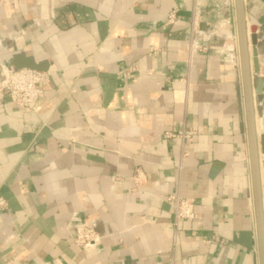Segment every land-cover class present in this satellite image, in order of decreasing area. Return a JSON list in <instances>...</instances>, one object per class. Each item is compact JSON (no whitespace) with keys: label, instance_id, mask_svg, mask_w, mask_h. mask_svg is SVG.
<instances>
[{"label":"crops","instance_id":"1","mask_svg":"<svg viewBox=\"0 0 264 264\" xmlns=\"http://www.w3.org/2000/svg\"><path fill=\"white\" fill-rule=\"evenodd\" d=\"M245 10L255 88L264 0ZM234 17L235 0H0V62L50 73L38 112L0 92V264H260ZM254 106L264 208V81ZM176 195L197 216L174 244ZM92 223L100 241L77 245Z\"/></svg>","mask_w":264,"mask_h":264},{"label":"built area","instance_id":"2","mask_svg":"<svg viewBox=\"0 0 264 264\" xmlns=\"http://www.w3.org/2000/svg\"><path fill=\"white\" fill-rule=\"evenodd\" d=\"M177 17V11L173 10L169 13L168 18L170 22H173ZM200 27V10L197 5H194L192 16V50L196 51L202 47L194 41V38L199 33ZM50 82L49 71H42L32 68H15L11 63L0 62V92L10 95L11 100L16 103L22 109L29 112H38L41 109L42 101L45 95V87ZM192 132L186 133L180 131L179 133L166 132L168 137L180 136L189 137ZM135 188H140L144 185L145 174L141 171H137L134 176ZM168 200L174 207V218L172 221L173 226V241L177 243L180 232L179 225L181 220L195 219L196 202L193 198L183 197L181 195L170 196ZM7 201L5 198L0 197V207H5ZM74 242L81 246L86 247L91 243H97L100 241L102 234L98 230L96 223L82 225L73 230L71 234ZM217 241L219 237H214Z\"/></svg>","mask_w":264,"mask_h":264},{"label":"water","instance_id":"3","mask_svg":"<svg viewBox=\"0 0 264 264\" xmlns=\"http://www.w3.org/2000/svg\"><path fill=\"white\" fill-rule=\"evenodd\" d=\"M236 8V22H237V34L239 39L240 58L242 67V80L245 97L246 107V119L248 128V137L251 153V165H252V179H253V193L254 203L257 217V227L259 235V255L260 264H264V208H263V196L261 189V173L259 163V149H258V136L256 129V116L254 106V94L259 97L262 96L263 92V77L261 76V61L259 58L258 51V34L256 33L257 20L254 17H249L251 24V44H252V62H253V73L257 76V84L255 88L252 82V71L250 65V48L248 41L247 31V18L245 10V0H235ZM235 33V29H233ZM15 68H32L37 70L45 71L47 66L38 63L32 59H29L25 55L16 56L12 60Z\"/></svg>","mask_w":264,"mask_h":264},{"label":"rangeland","instance_id":"4","mask_svg":"<svg viewBox=\"0 0 264 264\" xmlns=\"http://www.w3.org/2000/svg\"><path fill=\"white\" fill-rule=\"evenodd\" d=\"M234 20H235V27H236V17H234ZM216 37H223V33H218L217 35H216ZM236 39V38H235ZM45 71H47V70H45Z\"/></svg>","mask_w":264,"mask_h":264}]
</instances>
